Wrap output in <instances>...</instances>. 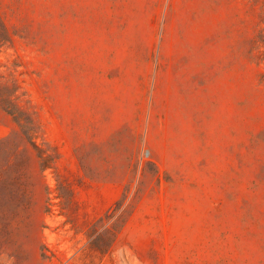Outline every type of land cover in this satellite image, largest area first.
<instances>
[{
  "label": "rangeland",
  "instance_id": "rangeland-1",
  "mask_svg": "<svg viewBox=\"0 0 264 264\" xmlns=\"http://www.w3.org/2000/svg\"><path fill=\"white\" fill-rule=\"evenodd\" d=\"M42 169L0 108V264H264V0H0ZM125 199L108 253L97 222Z\"/></svg>",
  "mask_w": 264,
  "mask_h": 264
},
{
  "label": "trees",
  "instance_id": "trees-1",
  "mask_svg": "<svg viewBox=\"0 0 264 264\" xmlns=\"http://www.w3.org/2000/svg\"><path fill=\"white\" fill-rule=\"evenodd\" d=\"M8 39L9 35L0 20V47L4 45ZM17 89L18 86H16L15 83L9 84L8 82L0 81V108L6 112V114L11 116L19 132L22 134L23 139L35 153L40 167L42 169L51 168L54 164V157L48 153V149H44L36 142V126L32 116L18 105V97L16 96ZM124 203L125 199L118 202L115 207L107 212V214H105L97 224L91 227V230L87 233V238L92 239L94 236H100L97 231L99 228L103 227L102 248L93 246V251H102L103 256L110 251L117 234L120 232L124 224L123 214L126 210Z\"/></svg>",
  "mask_w": 264,
  "mask_h": 264
}]
</instances>
